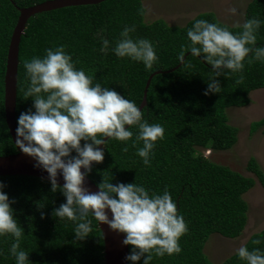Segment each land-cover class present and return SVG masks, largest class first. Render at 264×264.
<instances>
[{"label": "trees", "instance_id": "trees-1", "mask_svg": "<svg viewBox=\"0 0 264 264\" xmlns=\"http://www.w3.org/2000/svg\"><path fill=\"white\" fill-rule=\"evenodd\" d=\"M46 0H0V155L17 152L5 112V74L11 36L18 22L20 8ZM145 0H104L97 4L71 5L37 13L28 20L19 53L17 118L32 107L33 99L25 97L29 86L24 61L42 57L45 49L64 45L78 61L77 67L94 77V82L115 89L140 106L149 76L154 75L148 103L142 109L149 123H159L165 129L164 138L156 142L151 165L145 166L136 155V147L129 140V150L121 149L124 142L108 139L105 158L94 163L88 176L97 185L103 177L112 182H136L162 193L167 186L177 209L187 222L188 231L180 237V253L156 256L151 264H216L204 251L214 233L228 238L242 235L248 221L249 204L244 195L255 186L256 179L264 185V170L252 156L249 177L228 165L217 163L205 155V150L226 151L237 141L239 127L230 123L228 108L244 107L251 102V92L264 88V63L250 53L242 72L217 77L220 93L204 94L211 66L185 52V63L177 60L181 46L188 43L187 30L195 19L229 26L212 11L201 12L184 25H171L163 18L145 21ZM258 17L264 21V0H250L244 20ZM135 25V37L148 38L157 46L158 60L152 70H145L142 62L118 58L111 50L125 25ZM242 24V23H240ZM257 43L264 44V23L257 33ZM109 46H103V40ZM191 64V67H187ZM34 110V109H33ZM264 126V117L254 121L252 132ZM134 133L138 128L132 126ZM83 143V141L81 142ZM75 154V153H73ZM18 223L24 229L20 247L29 252V264H105V244L99 223L92 220V231L83 240L76 239L75 222L60 220L52 215L65 202L59 191H51L50 181L32 175H0ZM43 206L42 208L39 207ZM44 216H41V213ZM259 239L260 244L253 243ZM14 238L0 237V264H14L8 249ZM249 250L264 249V229L255 232L244 244ZM131 250V246H130ZM131 264V262H130ZM136 264H143V258ZM217 264H246L232 254Z\"/></svg>", "mask_w": 264, "mask_h": 264}, {"label": "clouds", "instance_id": "clouds-1", "mask_svg": "<svg viewBox=\"0 0 264 264\" xmlns=\"http://www.w3.org/2000/svg\"><path fill=\"white\" fill-rule=\"evenodd\" d=\"M228 12L235 15L238 9L230 7ZM262 23L255 16L247 18L236 25L242 31L234 33L227 25L194 18L187 30L188 43L181 46L177 60L185 63L184 54L189 52L210 65L204 94L220 93L222 86L217 77L242 72L250 53L264 63V44L257 43ZM133 32L134 24L125 25L111 50L118 58L142 62L145 70L150 71L158 60L157 46L148 38H134ZM103 46L107 48L109 40L104 39ZM44 51L42 57L24 61L29 80L24 95L31 97L33 104L17 118L15 146L35 160V167L48 173L51 191L59 189L65 197L52 215L75 222L73 231L79 240L92 231L89 215L110 230L123 233L122 243L131 246L125 260L131 264L142 258L143 264H151L153 253L160 257L180 253L179 240L188 227L167 186L158 193L135 181L114 184L113 177L111 180L103 177L94 192L84 186L93 162H103L108 139L124 142L123 152L129 150V140L133 147L142 141L136 155L142 158L143 165L150 166L156 142L164 138L163 125L149 123L133 100L99 81L94 82L93 76L76 66L78 61L73 60L64 45ZM132 126L138 128L134 140ZM58 175L63 177L62 185L58 183ZM4 188V182L0 181V237L14 238L8 249L14 264H29V252L20 247L24 229L14 214L12 205L16 201L9 198ZM235 254L246 264H264V249L249 250L247 245H241ZM0 255H4L3 249Z\"/></svg>", "mask_w": 264, "mask_h": 264}, {"label": "rangeland", "instance_id": "rangeland-1", "mask_svg": "<svg viewBox=\"0 0 264 264\" xmlns=\"http://www.w3.org/2000/svg\"><path fill=\"white\" fill-rule=\"evenodd\" d=\"M250 0H145V21L165 19L171 25H184L201 12L212 11L220 21L231 25L244 22L246 6ZM236 7L238 13L228 12ZM221 21V22H222ZM251 102L244 107H230L227 112L230 123L239 127L236 145L226 151L205 150V155L217 163L225 164L256 178L248 170V161L254 156L264 170V126L252 132L251 125L264 117V88L251 92ZM249 204L248 221L241 236L228 238L214 233L206 243L205 253L213 263H221L244 245L249 238L264 229V185L256 179V184L245 195Z\"/></svg>", "mask_w": 264, "mask_h": 264}, {"label": "water", "instance_id": "water-1", "mask_svg": "<svg viewBox=\"0 0 264 264\" xmlns=\"http://www.w3.org/2000/svg\"><path fill=\"white\" fill-rule=\"evenodd\" d=\"M102 1L104 0H46L29 7L20 8L19 19L14 28L9 44L7 70L5 74L6 121L14 143L16 139L15 129L17 127L16 108L18 95V70L20 64V43L27 28L28 20L31 16L40 12L71 5L97 4ZM160 72L162 71H156L149 76L145 86L143 100L139 106L141 109H143L148 103V90L154 75ZM98 147H103V145ZM94 163L95 162H93V164ZM34 165L35 160L31 156L23 153L17 147V152L0 156V175H32L49 180L48 173L44 169L35 167ZM57 180L61 185L64 183L63 177L60 175H58ZM84 186L88 188L89 191L94 192L98 190V185L92 181L88 175L85 177ZM99 226L104 237L105 264H130L129 261L125 260V256L130 252V245H124L122 243L124 234L110 230L106 224H99Z\"/></svg>", "mask_w": 264, "mask_h": 264}]
</instances>
